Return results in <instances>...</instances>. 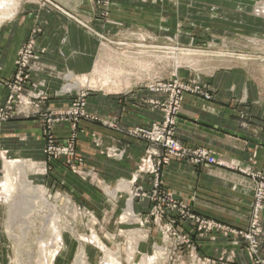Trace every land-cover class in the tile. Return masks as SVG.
<instances>
[{
	"label": "crops",
	"instance_id": "1",
	"mask_svg": "<svg viewBox=\"0 0 264 264\" xmlns=\"http://www.w3.org/2000/svg\"><path fill=\"white\" fill-rule=\"evenodd\" d=\"M0 1L4 4L0 9V20L3 21L0 23V106L6 102L8 88L5 82L16 72L19 50L35 36V49L41 51V55L35 60L39 70L31 71L30 79L34 82L42 80L44 88L53 93L60 85L59 71L69 70L82 75L94 90L87 100V112L119 122L118 130L84 119L79 123L76 142L79 157L86 164L95 166L102 179L112 184L119 179V207H123L125 197L133 187L139 162L151 148L147 141L129 135L127 129L148 127L162 121L163 111L153 102L166 99V94L149 90L147 76L134 75L128 70L140 59L138 52H119L118 66L114 61V49L100 35L121 34L130 29L143 31L147 36L172 34L176 29L168 22L173 18L172 9L167 7V1L157 6H133L113 0L109 18L102 20L98 18L96 0H18L16 4L12 0ZM199 1L225 5L239 3L237 0ZM186 2L178 0L180 5ZM156 19L163 22V27H155ZM119 22L122 26L116 27L114 23ZM36 26L41 31L34 34ZM166 56L170 58L165 53ZM259 60L263 62L261 58ZM145 61L148 66L152 65ZM258 67L251 62H231L210 71L177 69L176 72L213 87L212 99L192 93L183 95L176 136L187 145L208 149L219 164L194 166L172 158L162 167V188L192 212L228 229L249 226L255 199L254 177L264 175V67L257 71ZM115 68L113 76L110 71ZM48 104L57 107L71 105V101L52 94ZM55 133L66 142L72 133L70 123H59ZM44 146L42 125L35 118L18 117L1 126L0 150H5L11 157L42 160ZM111 147L119 149V157L105 155ZM158 152L163 153L160 149ZM52 162L54 169L48 176L49 181L63 185L89 207H115L107 203L103 192L90 179H82L67 167L66 161ZM136 184L150 191L152 176H141ZM153 206L150 198L134 203L141 212ZM260 217L264 219V210ZM193 226L190 221L177 225L181 232L195 236L201 254L212 259V264H254L245 249L235 243H244L238 235L228 229L196 233Z\"/></svg>",
	"mask_w": 264,
	"mask_h": 264
},
{
	"label": "rangeland",
	"instance_id": "2",
	"mask_svg": "<svg viewBox=\"0 0 264 264\" xmlns=\"http://www.w3.org/2000/svg\"><path fill=\"white\" fill-rule=\"evenodd\" d=\"M16 1L12 0L13 4ZM121 1L133 6H157L167 1V7L172 9L173 18L168 21L176 28L172 34L147 36L143 31L130 29L121 34L100 35L114 49V61L118 66L119 52L139 53L140 59L134 61L128 70L134 75L147 76L146 87L149 90L151 84L177 81L192 89L197 88L200 93L196 95L204 97L201 93H208L212 99L214 90L210 84L176 73L177 69L210 71L231 62L255 63L259 66L257 71L264 67V13L258 14L256 10L259 3L264 5V0H237L239 3L230 5L199 0H195V4L187 0L181 5L178 0ZM113 2L96 0L99 19L109 18ZM239 5L246 8H239ZM3 7L0 1V9ZM156 11L162 12L160 9ZM155 21V27H163V22L159 19ZM120 24L114 23L116 27H121ZM40 31L41 28L36 26L33 33ZM173 42L181 44L174 45ZM24 45H31L35 49V36L30 37ZM165 53L170 58H165ZM145 60L152 62V65L145 64ZM35 66V61L29 64L30 72L39 70ZM115 70H109L113 76ZM58 79L60 85L53 93L44 88L42 80L40 83L43 85H39L38 89H27L34 92L43 89L47 93L46 99L33 100L26 97L27 91H24L25 101L18 104L20 106L17 108L25 112L11 118H35L39 121L45 140L44 159L11 157L5 150H0V264H106L109 261L111 264H212V259L201 254L195 236L181 232L177 223L172 233L167 232L166 226L171 222L168 214L153 211V207H148L144 212L138 211L137 207H125L131 190L125 197L124 206L119 207V179L113 184L102 179L95 166L86 164L79 157L76 142L79 123L84 119L104 123L118 130L119 122L87 112V100L94 90L82 75L69 70L59 71ZM185 93L192 92H183L182 97ZM52 94L56 98L67 97L71 105L49 106ZM80 97L85 105L80 106L77 113L68 114L67 111L76 107ZM85 113L90 115L89 119ZM51 118L55 125L52 131L48 128V119ZM61 122L70 123L72 129L66 142H62L55 133L56 125ZM49 131L54 135L56 145L68 153L49 156L46 152ZM105 153L107 156L119 157V149L115 147L108 148ZM77 156L83 160V165L75 160ZM54 160L66 161L67 167L82 179H90L103 192L107 203L115 207H89L82 202L81 197L74 196L63 185L49 181ZM90 167L92 173L86 176L91 172ZM6 183L8 189L5 188ZM136 201L138 199L134 203ZM261 223L262 232L255 248L241 235L238 236L244 243L235 242L245 249L254 264H264V219H261ZM194 227L193 231L197 233ZM183 234L190 235L187 242L180 238ZM79 255L83 256L82 262L77 260Z\"/></svg>",
	"mask_w": 264,
	"mask_h": 264
},
{
	"label": "built area",
	"instance_id": "3",
	"mask_svg": "<svg viewBox=\"0 0 264 264\" xmlns=\"http://www.w3.org/2000/svg\"><path fill=\"white\" fill-rule=\"evenodd\" d=\"M31 45H24L18 53L16 72L13 77L5 82L8 88V95L6 103L0 106V128L3 123L9 121L11 118L25 112L20 106L22 101L25 100L24 91H27L26 97L33 100L46 99L47 93L43 89H39L38 92L27 89L39 88V85H43L40 82H32L30 79L29 64L40 57ZM149 88L153 91L162 92L166 94V99L156 100L153 104L160 107L163 111V120L160 122H154L148 127H135L127 130V133L133 137H138L147 141L151 148L146 151V154L141 158L137 170V175L133 181V188L129 192L125 207H134V201L136 199L150 198L154 202L152 208L153 211H162L164 214H168L170 223L167 224V232L172 233L174 224L184 223L190 221L195 227V231L198 232H212L218 230H227L216 221L203 218L200 215L192 212L189 207L175 199L171 193L166 192L162 188L161 182V170L164 165L170 163L172 158L179 161H186L187 163L198 166L205 163L219 164V160L210 153V151L203 147H192L181 142L176 136V121L181 112L182 94L183 92L200 93L197 88L192 89L186 85H182L175 81L174 83H157L156 85H150ZM205 98L210 99L208 93H201ZM49 96V94H48ZM79 102L72 110H68V114L77 113L80 106L85 105V101L82 97L79 98ZM23 104V103H22ZM25 104V103H24ZM31 104V103H30ZM54 114L53 111H51ZM35 113V112H34ZM86 114V113H85ZM35 115V114H34ZM89 119L90 115L86 114ZM53 118L48 119V128L52 131L54 126ZM48 136V149L46 152L49 156L52 154H65L68 153L56 145L57 141L54 139V135L47 133ZM158 149L163 153H159ZM72 154V152H69ZM79 164L83 165L81 158L75 159ZM86 166V164H84ZM75 168V167H74ZM76 169V168H75ZM87 173L89 176L92 173ZM144 175L152 176L153 186L150 191H146L143 186L136 184L139 177ZM87 178V177H85ZM88 179V178H87ZM255 181V194H254V207L252 220L246 229H228L235 235H241L248 243L255 248L257 246V239L262 232V223L260 219V212L264 209V175L257 174L254 177ZM80 207V206H77ZM177 232L175 231L174 234ZM181 233V232H180ZM190 235L183 234L180 236L182 240L187 242Z\"/></svg>",
	"mask_w": 264,
	"mask_h": 264
},
{
	"label": "bare ground",
	"instance_id": "4",
	"mask_svg": "<svg viewBox=\"0 0 264 264\" xmlns=\"http://www.w3.org/2000/svg\"><path fill=\"white\" fill-rule=\"evenodd\" d=\"M261 6H259V7H256V10H257V12L258 13H264V5L263 4H260ZM29 182V181H28ZM6 187L5 188H7V186H8V184L6 183V184H4ZM11 185V184H10ZM28 185H29V183H28ZM29 186H31V185H29ZM11 187V186H10ZM8 189V188H7ZM59 238V237H58ZM83 256H84V254H83ZM83 256L82 255H79L78 257H77V260L79 261H81L82 262V260H83ZM77 261V262H78ZM79 263V262H78ZM84 263V262H83ZM107 263H110V261L109 262H107ZM106 263V264H107ZM111 264V263H110Z\"/></svg>",
	"mask_w": 264,
	"mask_h": 264
}]
</instances>
